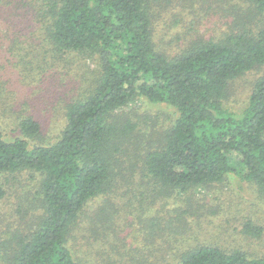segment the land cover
I'll return each instance as SVG.
<instances>
[{"label": "trees", "instance_id": "1", "mask_svg": "<svg viewBox=\"0 0 264 264\" xmlns=\"http://www.w3.org/2000/svg\"><path fill=\"white\" fill-rule=\"evenodd\" d=\"M15 1L16 11L36 15L60 64L67 67L80 55L96 65L80 92L65 101L64 127L55 140H48L33 116H22L16 127L0 120V175L39 174L43 209L34 229L2 242L0 264H82L67 246L72 227L90 201L105 196L114 206L115 195L130 183L148 187L140 197L133 194L132 206H119L125 212L135 210L138 198L149 205L177 192L190 193L193 200V190L222 187L232 174L264 196V71L241 115L224 102L234 80L264 66V24L256 33L244 24L226 39L196 40L170 56L153 37L150 10L157 0ZM245 1L248 13L264 14V0ZM6 6L0 3V9ZM138 98L174 109L171 122L151 134L147 145L140 141V122L119 112ZM9 130L24 138L7 139ZM33 137L42 139L33 144ZM235 154L239 170L233 166ZM5 194L0 186V197ZM166 211L152 215L150 226ZM194 214L191 206L173 207L172 233ZM263 230L248 220L242 232L253 238ZM168 264H264V255L203 243L184 249Z\"/></svg>", "mask_w": 264, "mask_h": 264}, {"label": "rangeland", "instance_id": "2", "mask_svg": "<svg viewBox=\"0 0 264 264\" xmlns=\"http://www.w3.org/2000/svg\"><path fill=\"white\" fill-rule=\"evenodd\" d=\"M157 1L150 10L153 37L157 48L170 56L196 40L226 39L244 24L256 33L264 24V14H256L254 9L248 13L245 0H159L161 5ZM0 3L7 5L0 9V120L16 127L22 116H33L45 127L48 140H55L64 127L65 101L80 92L83 78L93 75L96 63L78 55L64 67L50 50L46 33L39 30L36 15L30 10L16 11L15 0ZM19 14L22 18L14 16ZM263 71L264 66L258 67L232 82L224 102L237 116L247 106L252 87ZM173 110L166 104L138 98L119 112L140 122V141L147 145L152 142L151 134L156 135L171 122ZM16 137L24 135L9 130L6 136L9 140ZM41 139L33 137L31 142L40 143ZM238 159L235 154L233 166L239 170ZM39 178L32 171L0 175V186L6 190L0 197V247L14 233L36 227L35 219L43 212ZM227 180L222 187L214 184L193 190V200L188 199L190 193L177 192L168 200L163 197L149 205L145 199H134L135 210L130 209L133 213L119 206H132L133 194L140 197V190L148 186L130 183L131 188L125 186L115 195L114 206L106 202L105 196L90 201L72 227L67 246L82 264H168L176 261L184 249L203 243L264 255V230L253 238H246L242 232L248 220L264 228V196L253 183L236 174ZM182 204L191 206L195 214L182 220L179 231L172 233V208ZM166 208L165 215L150 226L151 216Z\"/></svg>", "mask_w": 264, "mask_h": 264}]
</instances>
